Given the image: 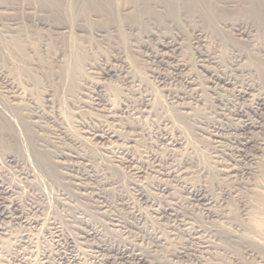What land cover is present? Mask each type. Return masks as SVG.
I'll return each mask as SVG.
<instances>
[{
  "label": "rangeland",
  "instance_id": "obj_1",
  "mask_svg": "<svg viewBox=\"0 0 264 264\" xmlns=\"http://www.w3.org/2000/svg\"><path fill=\"white\" fill-rule=\"evenodd\" d=\"M66 1L58 0L55 5L51 0L52 3L48 4L50 8H44L39 0H0V69L4 78L14 81L24 95L30 96L36 104L46 108L44 109L46 112L49 109L48 113L51 112L52 116L59 118L58 121L67 125L73 136L86 138L83 145H78L79 148L73 150L88 156L91 165L97 171L98 180L106 178L114 183L101 188L100 191L78 189L73 183L75 182L73 178L79 177L82 173L84 167L81 164H75L77 169L72 170L54 166L52 174L45 173V176L41 177L42 174L38 172L31 158L29 146L23 144L18 133L16 135L0 121V180L4 187L3 193L0 194V250H2L0 264H74L73 262L93 264L92 261L101 259L106 252L96 251L90 245L103 242L107 246H115L133 239L140 244L141 252L147 254L144 264H264V225L261 226V231L257 232L247 225L245 219L247 213L256 211L255 206H251L256 205L252 200L254 195L246 187L232 192L225 190V187L231 188V184L217 177L215 164L210 157L211 150L208 149L210 141L207 135L198 136L191 129V125L178 122L181 135L192 146L186 157L195 173L193 172L188 181L202 188L211 197L213 211L222 210L221 216L224 218L210 216L200 206L192 205L189 194L183 190V185L174 183L171 189L174 195L177 194L178 202L184 205L181 208L187 209L193 221L213 231L210 236L211 251L201 252L198 255L200 260L199 257L182 256L178 253V244L184 242L181 233L177 234L179 237L175 235L174 240L169 238V242L168 240L164 242L163 239L162 243L154 246L150 229L147 230L148 233H143L144 228L140 231L138 228L127 227L128 221L132 223L133 219L129 217L124 202L133 200L134 197L127 168L119 169L113 165L111 153L103 149L107 146L106 140L96 141L89 139L87 135L92 127L97 128L103 122L109 123L111 129L121 133L122 136L117 134L123 138L122 140L125 139L124 136L129 135H126L121 126L122 120L112 121L102 112L91 108L92 98L98 86L104 98L115 108L123 106L121 104L126 103L125 99L137 100L134 91L126 90L121 74L142 80L144 84L142 89L150 93L151 101L154 99L153 103L158 110L166 111V114H169L170 110L173 111L174 107L168 104L167 94L157 90L161 85H158L159 82L153 73L154 71L170 73L171 68L162 69L158 64L152 63L147 56L150 50L143 48L142 44L147 48L152 47V50L156 48L158 50L161 48L158 46L159 42L175 43L173 60L185 61L193 69L196 68L198 53L202 51L214 58L213 60L216 59L217 68L220 65L219 70L228 73L233 66H237L238 70L243 71L241 74L237 70L238 77L247 79L252 88V95H261L264 98V16L257 19L244 12L248 5L247 0H209V3L207 0L203 7L194 11V15L184 17L183 14L182 20L177 22H169L173 16L169 13L164 17L155 15L149 17L146 13L141 19H134L132 14H129L131 7L128 5L131 1L128 0H107L101 9L97 8L99 6L97 2L85 3L79 0L69 5ZM116 3L119 7L117 5L115 8ZM56 7L60 10L58 19L52 15V10ZM52 22L62 23L63 26L60 24L57 29L50 28L49 24ZM95 32L100 34L97 35ZM106 63L113 65L115 70L104 75L101 69ZM228 66H231L230 69ZM100 71L102 73H99ZM198 77L205 84L206 76L200 73ZM166 86L171 89L181 87L180 83L170 79ZM5 91L6 88L0 81V95H5ZM225 93L231 97L229 91ZM19 106L22 107L21 104L15 106L16 115L25 120L27 111L17 108ZM195 111L199 114L202 110L197 108ZM254 118L261 125L264 124V119ZM153 124L151 123L152 126L147 124L146 127L154 129ZM47 127H52V124L47 122ZM31 131L33 138L37 133H41L37 134L41 137V141H38L41 145H37V148L45 153L49 160V155L56 151L52 143H49L51 134L46 131ZM254 135L257 141L262 137L260 140L264 142L263 128L256 129ZM145 138L146 136L141 135L135 137L137 140L129 143L133 145L130 153L143 154L150 148L156 149L152 143L150 146ZM61 146L69 147L70 144L62 140ZM263 153L257 155L259 166L264 165ZM11 155L20 161L19 165L8 161ZM65 161L74 163L77 160L67 158ZM248 177L242 176L241 179L247 181ZM163 178L155 172L149 176L150 180L155 181ZM257 181L263 182L264 176L258 177ZM225 182L227 186L224 185ZM178 186L182 188L179 189ZM151 191L161 194L157 190ZM94 192H99L101 197L96 198ZM18 208L27 216L28 221L24 216L20 220L16 219L13 212ZM30 219L36 220L37 223ZM114 219L122 222L114 226L117 223ZM159 221L164 223V220ZM89 228L95 230L97 235L79 239L78 246H81L79 249L77 246L72 248L67 244L65 236L74 235L73 237L77 238L80 229ZM248 238L256 239V243H252ZM82 250L83 253L89 252L90 255L83 254ZM73 257L75 260H72ZM121 263L139 264L133 260L127 263L113 260L107 264Z\"/></svg>",
  "mask_w": 264,
  "mask_h": 264
},
{
  "label": "bare ground",
  "instance_id": "obj_2",
  "mask_svg": "<svg viewBox=\"0 0 264 264\" xmlns=\"http://www.w3.org/2000/svg\"><path fill=\"white\" fill-rule=\"evenodd\" d=\"M50 1L51 0H39V3L44 8H50L49 5L52 3ZM52 1H54L55 5L58 3V0ZM74 1L79 2V0H67L66 4L69 3V5H71L70 3ZM106 1L107 0H82V2L85 3L97 2L99 5L97 7L98 9L103 8V6L106 4ZM128 1H131V3H129L128 5L131 7L129 14H132L134 19H141V16L146 13L149 17L150 15L164 17V15H167L169 13L173 15L171 16L169 22H177V20H182L181 17L183 14L184 17L194 15V11L203 7V3L207 0ZM247 3L248 5L244 8V12L251 14L257 19H261L264 16V0H247ZM117 5L119 7V4L116 3L115 8L117 7ZM58 9L56 7L54 10H52V15L55 16L56 19H58L60 15V10ZM60 24L62 23L52 22L51 24H49V26L50 28L57 29L61 26ZM77 27L78 26H76V28ZM238 29L240 28H236V30ZM77 32L79 31L77 30ZM96 34L99 35L100 33L97 32ZM158 44V46L161 47L158 50H156L157 48H154L155 50H152V47L147 48L146 46H144L145 44H142L141 46L143 48H146V50H150L149 55L147 56L152 63L158 64V67L160 66V68L162 67V69L166 67L171 68V72H165L166 74L161 71L153 72L156 76L155 78H157L159 82L158 85H161L157 90L164 91L168 96V104H170V107H174L173 111H168L170 115L166 114L165 110V112L160 109L158 110L157 106L153 103L154 99L151 101L150 93L142 89V87L144 86L142 80L136 79L135 77H132L125 73V75L119 73L122 75L121 77L123 78V84L126 85V90L134 91L135 94H137V100L130 101L128 99H125L126 103L120 102L123 106H118L115 108L111 105L110 102H108L109 100L104 98V94L101 92L102 90L101 88H99L100 86H98V90H96V93H94L93 91L94 96L92 98L91 108L94 109V111L96 110L102 112L104 115H106V118L111 119L112 121L118 119L122 120L123 125L121 126L122 128H124V132L126 133V135H129L125 137L123 134L125 139L122 140L123 138L121 139L120 137L121 133H119L116 129H111V125L108 126L109 123L105 124L104 122L102 124L100 123L101 126L98 125L97 128L92 127L93 129H90L91 131L87 132V135L89 136V139H94L96 141L106 140L108 143L107 146H105L103 149L104 151L111 153V160L113 162V165L119 169L127 168V173L130 179L129 184L131 185V189L134 191H132L134 195L133 200L130 199L132 201L129 200L124 202L129 217L133 219L132 223H130L131 221H128L129 225L127 227L138 228L140 231H142V228H144L143 233H148L147 230L150 229L151 231H148L152 232L151 235L153 237L154 246H158L160 243H162L163 239L164 242H166L165 240H168L169 242V238L174 240V238L176 237L175 235L181 233L184 236L185 243L182 241L184 244L181 242L180 245L178 244V253L182 256H193L194 258H198V255L201 252L207 253V251L210 250V236H212L211 234L213 231L209 227L207 228L200 224H196L195 221H193V219L188 215L189 213H187V209L183 210L181 208L182 204L179 203L180 201L178 202V200L176 199V192V195L172 193V185L174 183L183 185V190H185L189 194V199L192 202V205L200 206L202 210L204 209L210 216L217 218L222 217V219L224 217L221 216L222 210L220 212L213 211V200L211 199V197L202 188L198 186L196 187L190 181H188V178L192 176L194 172L192 165L190 164V162H188V158L186 157L189 153L188 150L190 151L192 146L190 143H188V140H186L181 135L182 132L179 130L181 128L178 122H180V124L188 123L189 125H191V129L194 130V133L198 136H208L210 141V148L208 149L211 150V156H209L212 157V162L215 164V172L217 174V177L221 180L228 181L231 184V188L225 187L226 191L232 192L238 190L241 187H246L249 189V191L252 192V194L254 195V199L252 200L256 202V205L251 206H255L254 211L255 209L256 211L247 213V218L245 217V219H247V225L251 229L260 232L261 226L264 225V181L259 182L257 181V178L264 176V165H260L262 166L261 168L258 165L259 161L256 159L257 155L264 152V142L260 140L262 137L259 138V141L261 142L257 141L254 132L259 128L264 129V126H262L264 124L261 125L260 122L257 121V119H255L254 117L264 119V98L261 97V95H252V88L247 79H244V77L240 79L238 77L239 75H237L238 73H236L238 70L237 66H233L231 71L228 73L224 70H219L220 65L218 69L216 65L217 63H215L216 59L213 60L214 58L212 59L211 56L204 54L202 51L198 53L197 61L195 63L196 68L193 65V67L195 68L193 69L192 66L190 65L191 67H189L185 61L182 62L180 60H173V58H175L173 56V53L176 49L175 43L162 41ZM228 67L230 69L231 66ZM101 70L103 71V74L106 75L108 74V72H114L115 69L113 65L106 63V65L103 64ZM239 71L242 74L243 71L241 69H239L238 72ZM99 73L102 72L100 71ZM200 73L206 76L205 84L198 77V74L200 75ZM152 77L154 76L152 75ZM169 79L180 83L181 87L176 89H171V87L167 88L166 84ZM0 81L1 84L6 88L5 95H0V121H2L7 128L14 131L16 135L18 133L20 136V138H18L21 139L23 144L25 146H29L31 150V158L37 166L35 167L37 168L38 172L42 174L41 177H43L45 173L52 174V168H54V166L55 168H58V166H60V168L72 170L76 168L77 165L75 164H81L84 167L82 173L79 177L73 178V180H75V182L73 183L77 186L78 189H83V191L84 189H91L92 191L97 189L100 191L101 188L103 189L104 187L110 186L114 183L111 180H106V178H104L105 180H98L97 171L91 165V161L88 156L82 153L80 154L79 152H77V150H73V148H79L78 145H81L83 143V140L86 138L75 137L76 135L73 136V134H71L67 129V125H64L60 121H58L59 118H55L54 116H52V114H50L51 112L48 113L49 109L46 112V110H44L46 108H42L40 104H36V102H34V100H32L30 96L28 97L24 95L14 81L5 79L2 70L0 71ZM99 84L100 83H98V85ZM225 91L227 93L229 91L231 97L227 96ZM19 100L25 101V103H22ZM17 103L18 105L21 104L22 106H19L17 108H21L27 111L25 120L16 115L15 106H18L16 105ZM170 107H168V109ZM197 108L202 110L201 113H196L195 109ZM162 113H164L165 115ZM98 115L101 116V114ZM166 115H169V117H166ZM155 117L157 118V121ZM185 119H187L188 121H186ZM111 120L110 122H112ZM47 122H50L53 128L47 127ZM151 123H155L153 124L155 125L154 129H148L146 127L147 124L151 125ZM31 130L41 132L46 131L51 134L50 137L52 139L50 138L49 143H52V146L56 148V151L49 155V160L47 155L42 151H39V149L37 148V145H41L38 144V141H41V137L38 135H40L41 133H37L38 135H34L35 138H33L31 137ZM117 133H119L120 135ZM138 135H141L142 137L146 136V140H144L149 142L150 146V143H152V146L156 149L150 148L149 151H145V153L143 154L130 153L133 145H130L129 143L135 142L137 140L135 139V137H137ZM62 140L68 141V144H70V146H61ZM121 141L124 142V144ZM58 144L60 145L58 146ZM14 157L15 156L12 155L9 156L8 161L19 165L20 161L18 162ZM67 158H75L77 161H75L74 163H68L65 161ZM26 160L27 162H29L28 158H26ZM27 171L26 173H28ZM152 172H155L156 174L164 178L156 181L154 179V181L150 180L149 176ZM242 176H249L248 180L243 181L241 179ZM259 179L261 180V178ZM85 180H89L91 182L88 183L85 182ZM226 184L227 183L225 182L224 185ZM181 188L179 187V189ZM151 189L157 190L161 192V194L154 193L151 191ZM3 191L4 187L0 180V194H2ZM95 192L93 193L94 196L96 198H100L101 195H99V192ZM186 203H188L187 200ZM14 213L16 214V219L19 220L22 216H24L23 211L19 210V208L15 209L13 214ZM24 217H26L27 219V216ZM30 220L37 223V221L34 219ZM114 220L117 222L114 224V226H118V222H122L119 221V219ZM159 220H164V223ZM96 235L97 232L92 228H89L88 230L80 229L77 238L73 237L74 235H67L65 236V240L67 244H69V246H71L72 248L76 246L78 248L79 239L82 240L91 236L95 237ZM177 237L179 236L177 235ZM248 240L252 243H256V239L254 238H248ZM90 246L96 251L106 252L104 257H102L101 259H97L95 262L92 261L93 264H107L113 260H118L126 263L130 260H133V262L136 261L139 264L146 263L145 257L147 254L145 255L143 252H141V246L138 242L135 241V239L115 246H107L103 242L94 243ZM83 252L84 251L82 250V253ZM73 253H75V251ZM200 259L201 258L199 257V260ZM72 260H75L74 257ZM73 263L75 264V262Z\"/></svg>",
  "mask_w": 264,
  "mask_h": 264
}]
</instances>
